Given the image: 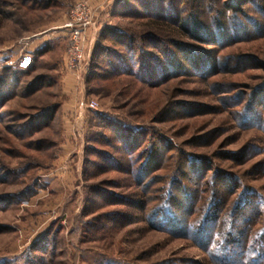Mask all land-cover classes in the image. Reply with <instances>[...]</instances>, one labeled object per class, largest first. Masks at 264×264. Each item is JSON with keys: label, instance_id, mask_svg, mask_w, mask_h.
Listing matches in <instances>:
<instances>
[{"label": "rangeland", "instance_id": "374dc122", "mask_svg": "<svg viewBox=\"0 0 264 264\" xmlns=\"http://www.w3.org/2000/svg\"><path fill=\"white\" fill-rule=\"evenodd\" d=\"M79 1L93 9L94 25L82 72L72 74L65 67L63 26ZM116 1L0 0V264H217L193 242L146 220L158 207L171 209L167 197L176 183L188 187L192 173L207 177L201 188L207 199L231 183L219 219L264 255V0H176L211 31L225 26L228 36L213 46L160 28V39L175 42L158 44L169 55L179 57V45H188L207 53L214 68L206 78L170 75L155 87L118 76L89 81L105 27L149 32L142 22L112 19ZM103 47L116 49L109 41ZM26 55L33 62L21 70L16 63ZM72 90L80 91L82 115L68 113ZM92 102L98 109L89 108ZM47 108H56V116L43 121ZM255 116L258 121L247 120ZM118 127L138 152H122L111 134ZM104 134L112 148L95 146ZM100 150L115 159H140L139 165L163 161L143 189L120 170H107ZM86 159L97 163L99 169L88 172L96 177L86 175ZM108 201L116 203L107 207ZM119 212L131 221L104 220Z\"/></svg>", "mask_w": 264, "mask_h": 264}, {"label": "trees", "instance_id": "16d2710c", "mask_svg": "<svg viewBox=\"0 0 264 264\" xmlns=\"http://www.w3.org/2000/svg\"><path fill=\"white\" fill-rule=\"evenodd\" d=\"M198 4L200 7L198 12H201L203 5ZM183 7V2L178 3L176 0H117L112 7L111 18L114 20L142 22L144 23L142 27L150 33L144 32L141 34L136 32L135 28L120 29V27H105L100 37V42L96 45L91 57L90 72L93 75L90 76L89 81L90 79L98 81L106 79L107 81L118 76L120 78L132 79L146 87H155L166 81L171 77L170 75H175V77L191 75L199 78H206L205 76L210 75L214 66L210 59H208L209 55L207 53L205 54L197 48L193 49L188 45L180 44L179 47L181 48L179 49V53H177L179 57H177L169 55L167 51H164L158 45L167 44V46H171L175 44V42L171 43V40L166 41L160 39L158 36V33L162 32L160 28L165 27L179 29L183 36L187 35L196 41H208L207 43L213 46L218 42V39L221 38L220 42H223L222 39H227L228 35L225 26L222 27L223 25L219 24L218 28L211 31L205 23L206 21L196 19V12L187 14L185 7L184 10ZM191 9H193L192 6ZM233 31L236 33V28ZM108 41L116 46V49L103 47L104 42ZM36 84L33 83L31 86H36ZM7 85L8 83L4 84V86ZM56 112V108L45 109L42 113L43 121H50L55 118ZM98 117L102 119L100 115ZM254 119L258 121L256 116L255 118H247L249 122H254ZM118 129L120 130L119 132L113 128L111 134L116 138L115 140L120 141L119 144L123 147H121L122 152H138V149H135L137 145H135L136 147L129 145L133 141L131 136L124 134V130L119 127ZM102 136H104L105 141L103 143L95 141V146L103 147V145H107V147L112 148L114 145H112L111 140L107 139V135L104 134ZM97 152V156L105 157L103 161L110 168H107V170H120L119 172L128 175L138 187H142L143 189L149 187L150 172L152 173L155 169L160 170V167L155 166L157 162L163 161V159H147L145 163L139 165L140 159H131L132 157L130 159H115L114 155H109L104 150ZM124 163L126 167L123 166V169L122 165ZM85 166L87 168L85 170L86 175L90 174L96 177L94 174L88 172H90V167H92L91 170L99 169L97 163L86 159ZM199 175L192 173V178H188L191 181L188 187H186L187 185L183 181L176 183L172 193L167 197L170 204L172 203L171 209L173 211L164 206L154 209L149 213L150 217L146 216L149 225L168 235L177 238L181 237L193 242L217 264H264V255L250 242V238L248 239L244 234L240 233L233 236L232 232L225 230V219L224 221L219 219L225 203L224 198L226 195L233 193L231 192L233 191L232 189H228L231 183L227 181L229 185L227 184L226 188L220 187L224 189L223 195H221L222 190L218 187L219 189L213 193V196L207 199L203 197L201 189L203 185L207 184L205 183L208 182L207 177L202 176V174ZM195 178L202 182V185ZM191 184L193 185L191 186ZM92 189H94L92 190L94 194L102 192L98 191L97 188ZM182 196L184 197L182 198ZM179 197L182 198L181 202ZM125 201L127 200H123V202ZM175 202H177V206H173ZM132 203L135 210L140 211L138 207L139 202L133 200ZM114 204L112 201H108L105 205L108 207ZM108 217H110L109 220H107ZM199 217L201 218L199 219ZM237 217L246 222L243 219V215H240V211ZM192 218L197 219V221L199 220L197 224H192ZM131 219L130 214L119 212L111 213L104 220H107L108 223L118 224L120 222L121 224L118 225L121 226L122 222L125 223L126 221H131ZM236 236L237 238H235ZM216 253L222 254L224 259L220 261Z\"/></svg>", "mask_w": 264, "mask_h": 264}, {"label": "built area", "instance_id": "2783aa9c", "mask_svg": "<svg viewBox=\"0 0 264 264\" xmlns=\"http://www.w3.org/2000/svg\"><path fill=\"white\" fill-rule=\"evenodd\" d=\"M94 25V11L86 1H79L69 13L68 22L63 26L68 32L69 45L66 53L65 67L69 73L78 74L82 72L85 43L88 32ZM30 55L24 56L18 64L21 70H26L32 64ZM90 109H98V105L92 102Z\"/></svg>", "mask_w": 264, "mask_h": 264}, {"label": "crops", "instance_id": "0c3cea01", "mask_svg": "<svg viewBox=\"0 0 264 264\" xmlns=\"http://www.w3.org/2000/svg\"><path fill=\"white\" fill-rule=\"evenodd\" d=\"M102 1H100V3H101ZM71 75H67V78L66 79H70V81H71V77H70ZM73 80V79H72ZM69 81V80H68ZM65 82V81H64ZM80 92V91H79ZM79 92L77 93V92H75L74 90H72V97L73 98H71V101L69 102V104L67 105L68 106V113L70 114L71 113V115L72 114H74V110H76L77 112H79L81 115H82V110H83V108H82V106H81V104H77V102H78V100L79 99H77L79 96H80V94H79ZM77 97V98H76ZM77 100H76V99ZM72 106V107H71ZM70 107V108H69ZM62 110V109H61ZM64 110H66L65 109V107H63V110L62 111H64Z\"/></svg>", "mask_w": 264, "mask_h": 264}]
</instances>
